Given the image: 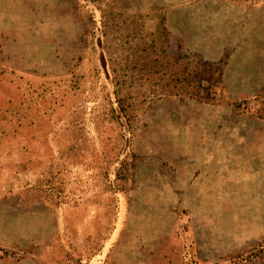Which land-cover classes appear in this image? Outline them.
Wrapping results in <instances>:
<instances>
[{"label": "rangeland", "instance_id": "obj_1", "mask_svg": "<svg viewBox=\"0 0 264 264\" xmlns=\"http://www.w3.org/2000/svg\"><path fill=\"white\" fill-rule=\"evenodd\" d=\"M264 0H0V264H264Z\"/></svg>", "mask_w": 264, "mask_h": 264}, {"label": "trees", "instance_id": "obj_2", "mask_svg": "<svg viewBox=\"0 0 264 264\" xmlns=\"http://www.w3.org/2000/svg\"><path fill=\"white\" fill-rule=\"evenodd\" d=\"M262 250H264V249H262Z\"/></svg>", "mask_w": 264, "mask_h": 264}]
</instances>
